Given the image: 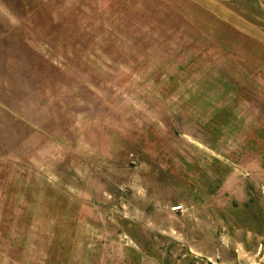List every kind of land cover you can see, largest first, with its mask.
Instances as JSON below:
<instances>
[{
    "label": "rangeland",
    "instance_id": "obj_1",
    "mask_svg": "<svg viewBox=\"0 0 264 264\" xmlns=\"http://www.w3.org/2000/svg\"><path fill=\"white\" fill-rule=\"evenodd\" d=\"M0 264H264V0H0Z\"/></svg>",
    "mask_w": 264,
    "mask_h": 264
}]
</instances>
